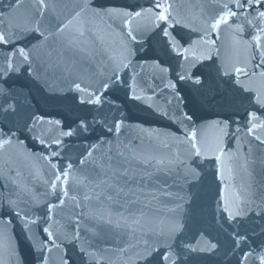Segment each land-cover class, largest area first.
Instances as JSON below:
<instances>
[{
    "label": "water",
    "instance_id": "95a60500",
    "mask_svg": "<svg viewBox=\"0 0 264 264\" xmlns=\"http://www.w3.org/2000/svg\"><path fill=\"white\" fill-rule=\"evenodd\" d=\"M0 264H264V0H0Z\"/></svg>",
    "mask_w": 264,
    "mask_h": 264
}]
</instances>
